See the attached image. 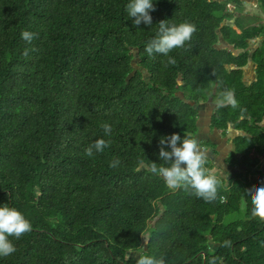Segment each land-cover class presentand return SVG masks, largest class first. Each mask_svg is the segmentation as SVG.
I'll list each match as a JSON object with an SVG mask.
<instances>
[{"label": "trees", "instance_id": "1", "mask_svg": "<svg viewBox=\"0 0 264 264\" xmlns=\"http://www.w3.org/2000/svg\"><path fill=\"white\" fill-rule=\"evenodd\" d=\"M127 2L0 0V204L32 225L10 237L16 251L0 264H136L143 255L164 264H264V221L252 216L247 193L259 187L251 176L264 175V40L250 48L264 23L245 13L244 0H157L149 28L127 17ZM166 19L196 30L169 56L150 57L144 45ZM232 19L237 28L223 24ZM22 31L34 34L30 43ZM221 36L246 50L218 48ZM250 58L258 68L248 84ZM224 88L238 106L215 109L213 126L245 132L232 158L249 171L231 180L215 173L217 198L206 202L167 188L147 166H163L160 136L196 139L197 104ZM104 122L111 143L87 157L91 143L109 139Z\"/></svg>", "mask_w": 264, "mask_h": 264}, {"label": "clouds", "instance_id": "2", "mask_svg": "<svg viewBox=\"0 0 264 264\" xmlns=\"http://www.w3.org/2000/svg\"><path fill=\"white\" fill-rule=\"evenodd\" d=\"M157 0H128L125 5L127 17L134 18L133 24L139 26L143 23L149 28L153 25L151 12L154 10ZM170 19L158 22V29L153 38L144 45V51L148 56L160 54L169 56L173 49L184 47L190 41L195 32V25L182 23H169ZM21 38L30 43L34 34L22 31ZM27 54V50L25 51ZM169 64H175V59L168 58ZM213 106L216 110L236 108L238 101L233 90L224 88L215 97ZM104 136L109 139L98 138L85 149L87 157H93L94 153L103 152L111 143L112 126L104 122L101 124ZM158 159L163 166H157L152 162L147 166V171L163 179L167 188L172 190L190 189L192 194L206 202H212L217 198L220 180L214 169L206 167V158L203 149L197 139L189 134L172 133L162 135L158 141ZM120 161H110L109 167L116 168ZM143 166V161L141 162ZM252 204V216L264 221V186L247 192ZM32 230L30 221L17 208L8 203L0 204V258L9 257L16 247L13 240L20 239L25 233ZM136 264H164L163 258H155L152 255L140 256Z\"/></svg>", "mask_w": 264, "mask_h": 264}, {"label": "crops", "instance_id": "3", "mask_svg": "<svg viewBox=\"0 0 264 264\" xmlns=\"http://www.w3.org/2000/svg\"><path fill=\"white\" fill-rule=\"evenodd\" d=\"M244 7H245V13L246 14H249V15L257 14V15L260 16V18L262 20L261 23H264V11L260 8L259 0H244ZM232 20H235V19H232ZM224 22H223V24H224ZM235 25H236V20H235ZM235 28H237V26ZM238 31L241 32L242 30L238 29ZM263 40H264V35H262L257 40L252 41L250 48H252V50L257 49L261 45V43H262ZM254 44H256V45H254ZM250 60L253 61L254 63H256L257 66H254L253 64H249L247 67L244 66V80L248 84L252 83L253 81H255L257 79V68H258L257 62H255L253 60V58H250ZM214 110H215V108L213 107L212 111H210L211 112V115L214 114ZM201 114H202L201 116H203V113H201ZM201 121H202V117H200L198 119V126L199 127L201 126ZM263 125H264V123H263ZM231 130H235V129L230 128L226 133H224L222 130H218L217 129V130H214L212 132V134L209 132L212 136H214L213 138H210V137H206L204 139H201V138L200 139H197L196 138L201 148H206V146H208L209 149L210 148H213L214 149V152H215L214 156L209 155L211 158H208V159L211 160V162H212L213 165L215 163V158L221 159V157L223 156L222 155V152H224V151H226V153L223 156L224 157L223 160L226 159L229 156L231 158L233 157V155H229V154L232 153L233 150H234V143L233 142H234V139L236 137L233 140L228 139V135L227 134ZM216 147H217V149H216ZM219 151H221V153H219ZM235 159L236 158H232V161L234 162ZM234 163H236V162H234ZM263 167H264V162H263ZM234 168L235 169H238L239 166H234ZM212 169H214L215 170V173H217L216 166L213 167ZM240 172H242V170L236 171V173H240ZM218 174H220V173H218ZM240 174H237V175H240ZM220 175L222 177L226 178V174H222L221 173ZM254 176L255 177H258V180L259 181H257V182L259 183V187L264 186V175H254ZM227 178H228V180H231L230 179L231 176L230 177H227Z\"/></svg>", "mask_w": 264, "mask_h": 264}, {"label": "flooded vegetation", "instance_id": "4", "mask_svg": "<svg viewBox=\"0 0 264 264\" xmlns=\"http://www.w3.org/2000/svg\"><path fill=\"white\" fill-rule=\"evenodd\" d=\"M197 107H198V110H199V117H198V119L200 118V117H202L203 118V116H201L202 114V111H201V109L202 108H204V107H209V109H210V111H212V109H213V99H209V100H206V101H202V102H200V103H198L197 104ZM212 118H213V114L211 115V112H210V115H207V118H205L204 120H203V122H201V126L199 127L198 126V132L196 133V138L197 139H204V138H206V137H210V138H213L214 136H212L211 134H212V132L214 131V130H217V129H215L214 128V126H213V120H212ZM211 129V130H210ZM211 134H210V133ZM203 149V151H204V153H205V158L207 159V158H211L209 155H211V156H214V154H215V152H214V149L213 148H210L209 149V147L208 146H206V148H202ZM216 149H217V147H216ZM219 153H221V151H219ZM226 153V151H224V152H222V155L224 156V154ZM229 155H233V152L232 153H230ZM221 157V159H217V158H215V163H214V165H213V167H215L216 166V168H217V173H222V174H226V175H228L229 177L231 176V178L230 179H232L235 175H237V174H246L249 170H248V168L247 167H245L242 163H241V161H240V159L239 158H236L235 160H234V162H236V163H234L233 161H232V158L229 156V157H227L226 159H224L223 160V158L224 157ZM234 166H239V168L238 169H235L234 168ZM245 168H247V170H246V172H244V173H242V172H240V173H236V174H233L234 172H236V171H240V170H242L243 171V169H245ZM225 172V173H224ZM234 175V176H233ZM233 176V177H232ZM227 178V177H226ZM227 180H228V178H227Z\"/></svg>", "mask_w": 264, "mask_h": 264}, {"label": "water", "instance_id": "5", "mask_svg": "<svg viewBox=\"0 0 264 264\" xmlns=\"http://www.w3.org/2000/svg\"><path fill=\"white\" fill-rule=\"evenodd\" d=\"M224 24H230L233 27H236L235 20H226L224 22ZM219 42L220 43L217 45L218 48H230L231 50L234 51L235 54H240L242 51L246 50V49H236L233 45L229 44L222 36L220 37ZM254 45H256V44H254ZM249 64H253L254 66H257L256 63H254L253 61L249 60L248 64L245 67H247ZM229 67L232 68V69L236 68L234 65L229 66ZM243 69H244V67H243ZM241 134H245V132L244 131H239V130H231V131L228 132L227 135H228V139L233 140L235 137H237V136H239ZM246 170H247V168L243 169L242 172L244 173V172H246ZM234 174H236V172ZM251 178L254 179L255 181H259L258 177L252 176Z\"/></svg>", "mask_w": 264, "mask_h": 264}, {"label": "rangeland", "instance_id": "6", "mask_svg": "<svg viewBox=\"0 0 264 264\" xmlns=\"http://www.w3.org/2000/svg\"><path fill=\"white\" fill-rule=\"evenodd\" d=\"M202 113H203V118H202V121L207 118V115H210V109L209 107H205V108H202L201 109ZM226 177H229L228 175H226ZM243 215V212H240L238 214H235V215H232V216H229L226 218V222H230V221H233L235 218L237 217H241Z\"/></svg>", "mask_w": 264, "mask_h": 264}]
</instances>
